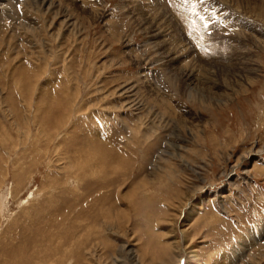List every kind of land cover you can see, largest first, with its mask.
Returning a JSON list of instances; mask_svg holds the SVG:
<instances>
[{"label":"rangeland","instance_id":"374dc122","mask_svg":"<svg viewBox=\"0 0 264 264\" xmlns=\"http://www.w3.org/2000/svg\"><path fill=\"white\" fill-rule=\"evenodd\" d=\"M0 1V264H164L175 240L178 264H264V0ZM160 48L192 50L194 86ZM241 51L254 83L224 100Z\"/></svg>","mask_w":264,"mask_h":264},{"label":"bare ground","instance_id":"6f19581e","mask_svg":"<svg viewBox=\"0 0 264 264\" xmlns=\"http://www.w3.org/2000/svg\"><path fill=\"white\" fill-rule=\"evenodd\" d=\"M31 1V0H30ZM83 1V0H82ZM42 2V1H41ZM92 2V1H91ZM159 2V1H158ZM90 5V4H89ZM154 5V4H153ZM157 5V4H156ZM0 6H1V1H0ZM47 6V5H46ZM95 6V5H94ZM97 7V6H96ZM131 7V6H130ZM31 9H34V8H32L31 7ZM39 8H36V10H38ZM96 9V8H95ZM150 9V8H149ZM159 9V8H158ZM86 11V10H85ZM96 14V13H95ZM138 17V16H137ZM171 19V18H170ZM165 20V19H164ZM163 21V20H162ZM173 21V20H172ZM169 22H170V20H169ZM23 23V22H22ZM21 23V24H22ZM173 23V22H172ZM229 23V22H228ZM26 25H27V23H25ZM232 24V23H231ZM22 25H24V24H22ZM172 25V24H171ZM236 25V24H235ZM234 25V26H235ZM152 26H154L153 28H151L150 29V32L152 33V35H154V36H156L157 34H159V33H161V31H159V27H158V24H156V23H154V25H152ZM28 27L30 28V25L28 24ZM150 28L151 27V25L150 26H147V28ZM172 27V26H171ZM168 28H170V27H168ZM34 29V28H33ZM146 29V28H145ZM172 29V28H171ZM254 29V28H253ZM173 30H175V29H173ZM236 30V29H235ZM237 32H238V30H237ZM239 32H240V30H239ZM38 33V32H37ZM162 36L164 37L165 36V34H162ZM192 42V41H191ZM185 43H186V41H185ZM188 43V42H187ZM186 43V44H187ZM190 43V42H189ZM188 43V44H189ZM264 43V42H263ZM187 44V45H188ZM184 44L183 43H181V46H183ZM186 45V46H187ZM158 46V45H157ZM174 46V45H173ZM177 46V45H176ZM181 46H178V47H181ZM185 46V45H184ZM190 46H192V45H190ZM170 47V46H169ZM237 47H243V46H241L240 44H237ZM236 47V48H237ZM236 48H235V50H236ZM179 50H181L182 49V47H181V49L180 48H178ZM245 49V48H244ZM244 49H239V50H244ZM248 49V48H247ZM160 50L162 51L161 53H162V55H161V58L160 59H164V62H166V63H168V64H171V61L173 60V61H175L177 58H178V60H179V57L181 56V67L179 66L178 67V69L179 70H181L180 72L178 71V74L180 75L181 74V77L184 79L183 81L185 82V84H187L189 87H191V84L193 85V82H195L196 80V76H195V73L193 72V70L192 69H189V67H192L191 65H190V63L189 64H186L187 62L185 61V60H187L191 55L189 54L191 51H190V49L188 48L185 52H181V51H179V53H177V55H174L175 53H173V52H170V50L169 49H166V48H160ZM193 50H194V48H193ZM249 50V49H248ZM247 50V51H248ZM238 51V50H237ZM175 52H176V50H175ZM233 52V51H232ZM236 52V51H235ZM181 53V55H179ZM196 53V52H195ZM229 54H231V53H229ZM235 54V53H234ZM240 54H241V56H235L234 57V59H235V61L234 62H237L236 64H234V65H230V66H228V68L226 69V71L228 72H225V73H223V74H221L222 75V82H223V84H222V86H220V87H224L225 88V90L223 89V90H221L220 92V96L221 95H223V99L225 100L227 97H229V95H230V98H231V92H237V94H238V92L239 91H242V90H246V84H244V82L246 81V83H248L249 81H250V83H248V85L249 84H252V83H254V80H252V72H253V68L252 67H250V65H251V60L249 61V59H247V56L246 55H248L247 53H245L244 51H241L240 52ZM230 56H232V55H230ZM185 59V60H184ZM232 59V58H231ZM230 60V59H229ZM244 60V61H243ZM243 62V63H242ZM233 63V62H232ZM240 63V64H239ZM246 63H248V64H246ZM216 64H217V62H216ZM220 65V64H219ZM200 66V65H199ZM221 67V66H220ZM170 68V67H169ZM192 68H194V67H192ZM212 68V67H211ZM217 68V67H216ZM230 68H233V69H235L236 71H231V69ZM258 69H256V71H257ZM172 71V70H171ZM200 71H201V69H200ZM176 72V71H175ZM199 72V71H198ZM258 72V71H257ZM173 73V72H172ZM256 73V72H255ZM197 74V73H196ZM200 74V73H199ZM202 74H204V73H202ZM232 74V75H231ZM205 75V74H204ZM212 78V81H214L215 82V78L214 77H211ZM198 79V78H197ZM210 79V78H209ZM195 80V81H194ZM190 81V82H189ZM210 81V80H209ZM172 82V81H171ZM211 83V82H210ZM219 83V82H218ZM217 83V84H218ZM197 84V83H196ZM194 86V85H193ZM192 86V87H193ZM227 86H229L230 88H228ZM237 86V87H236ZM211 87V86H210ZM248 87V86H247ZM250 87V86H249ZM202 88H204V87H202ZM209 89H211V88H209ZM227 90H230L231 92L229 93V92H227ZM186 91V90H185ZM218 91V90H217ZM217 91H215V92H217ZM187 92V91H186ZM213 91H209V90H207V92H205V93H199V92H197V91H191L190 89H189V92H188V98L190 99V100H192V101H195V100H197V101H199L200 103H204V102H206V101H208V100H211L212 99V96H213ZM219 94V93H218ZM215 96H217V95H215ZM235 96V95H234ZM218 97H219V95H218ZM216 98V97H215ZM217 99V98H216ZM216 99H215V101H216ZM229 99V98H228ZM214 100V99H213ZM218 101H220V99L218 100ZM227 101V100H226ZM211 102V101H210ZM220 103V102H219ZM179 151V150H178ZM251 151V150H250ZM168 154V153H167ZM170 154V153H169ZM159 158V157H158ZM161 158H163V157H161ZM160 159V158H159ZM170 161V160H169ZM168 164V163H167ZM159 165V164H158ZM161 166V165H160ZM158 167V166H157ZM164 167V166H163ZM168 167V166H167ZM159 171V170H158ZM153 173V172H152ZM153 175H155V174H153ZM157 175H159V174H157ZM158 177V176H157ZM192 191H193V189H192ZM189 193H191V192H189ZM185 198V197H184ZM178 199V198H177ZM141 201V200H140ZM186 202V201H185ZM186 204V203H185ZM139 205V204H138ZM167 215V214H166ZM173 219H174V217H173ZM195 222V221H194ZM262 232H264V230L262 231ZM163 235V234H162ZM183 235V234H182ZM184 236H187V235H184ZM189 236V235H188ZM257 236V235H256ZM253 237V236H252ZM260 237V236H259ZM183 238V237H182ZM187 238V237H186ZM164 239V238H163ZM159 240H162V239H159ZM185 240V239H184ZM188 240V239H187ZM163 241V240H162ZM189 241V240H188ZM154 242H155V240H154ZM168 243V242H167ZM166 243V246L167 247H161L162 248V252L161 253H159L160 255H163L164 254V252H165V254L166 255H164V256H166V257H164V258H162L163 260H162V262L164 263V264H173V262H174V260H176V263L175 264H178V261L180 260L179 258H180V254L181 253H179L178 254V250L179 251H181V247H179L180 245V241L178 240V241H176L175 240V242H171L170 241V243H168L167 244ZM175 243V244H174ZM185 243V242H184ZM183 243V244H184ZM156 246H162V245H159V241L158 240H156V244H155ZM149 246V245H148ZM165 246V245H164ZM125 245H120V246H118V248L116 249V253H117V257L115 258V259H113V260H115V263H117V264H126V259L127 258H129V259H131L132 257H131V254L129 253V251H127V253H128V255H126V253H125ZM155 249V248H154ZM164 251V252H163ZM146 252V251H145ZM155 254V253H154ZM178 254V255H177ZM156 255H157V253H156ZM155 255H153V257H154ZM159 256V255H158ZM179 256V257H178ZM161 257H163V256H161ZM124 259V260H123ZM134 259V258H133ZM179 259V260H178ZM73 263V262H72ZM133 264H138V261H134V263ZM151 264H154V261H152V263ZM156 264V263H155Z\"/></svg>","mask_w":264,"mask_h":264},{"label":"snow or ice","instance_id":"6c2138e0","mask_svg":"<svg viewBox=\"0 0 264 264\" xmlns=\"http://www.w3.org/2000/svg\"><path fill=\"white\" fill-rule=\"evenodd\" d=\"M186 2H187V0H186ZM201 2H203V0H201ZM203 19V18H202ZM205 27H207V25H205Z\"/></svg>","mask_w":264,"mask_h":264}]
</instances>
